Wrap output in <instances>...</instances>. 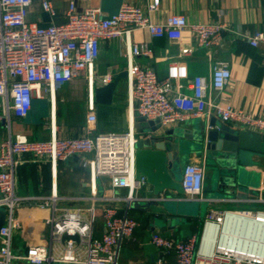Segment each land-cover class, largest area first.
<instances>
[{"label": "built area", "instance_id": "2783aa9c", "mask_svg": "<svg viewBox=\"0 0 264 264\" xmlns=\"http://www.w3.org/2000/svg\"><path fill=\"white\" fill-rule=\"evenodd\" d=\"M34 0H0V209L6 220L0 228V264L22 261L26 264H120L121 243L131 238L138 227L130 215L133 202H150L153 197H141L138 191L147 186L144 178L135 179L134 152L137 137L132 124L125 132L95 133L94 89L112 81V75L96 77L95 61L100 54L101 40L125 39L127 85L130 107L146 121L158 120L161 127L184 123L190 119L215 116L231 128L264 135V117L234 108L230 104L209 99V93L219 95L228 85L231 73L225 61H216L209 77L197 75L189 79L185 64L171 61L164 78H158L151 67L137 64L135 57L150 56L147 43L132 44L134 29L146 30L153 38L168 36L181 39L193 37L197 48L217 45L230 28L224 23H188L183 15L171 14L162 22H153L140 7L124 1L116 14L104 17L99 8L81 11L70 2L65 22L41 26L28 20ZM148 13L159 10L161 0H146ZM49 18L56 15L52 3L40 0ZM250 46H264V31L256 30L247 37ZM191 47L181 49V55L191 53ZM83 77L86 82V115L83 133L75 138H61L53 127L46 140H30L12 136L11 117H26L33 99L47 96L53 104L55 92L66 83ZM187 84L184 86L183 82ZM189 90L184 93L183 89ZM206 122V123H207ZM208 124V123H207ZM28 156L51 169V189L48 195L21 197L15 190V166L18 157ZM77 156L89 174L88 207H59L56 188V168L59 162ZM107 178L111 189L125 188L121 197L100 196L99 178ZM204 164L189 163L182 172V200L207 201L203 196ZM72 199V198H69ZM24 201H31L49 215L43 224L46 230L42 244L28 246L23 253H13V233L20 229L15 211ZM236 201V200H234ZM264 203V198L247 199ZM108 202H124L123 208ZM102 204L98 206L96 204ZM98 216L103 232L96 234ZM76 236L77 241L63 236ZM150 243L162 252L173 255L175 264H264V210H209L199 229L185 240L154 232Z\"/></svg>", "mask_w": 264, "mask_h": 264}, {"label": "crops", "instance_id": "0c3cea01", "mask_svg": "<svg viewBox=\"0 0 264 264\" xmlns=\"http://www.w3.org/2000/svg\"><path fill=\"white\" fill-rule=\"evenodd\" d=\"M48 1L55 9L54 18H49L42 11L40 0H34L29 8L28 20L41 26L64 23L70 2H73L79 11L90 7L99 8L104 17H110L116 14L121 3L126 1L143 9L153 22H162L171 14H180L188 23L226 24L230 32L225 33L220 42L209 49L197 48L195 40L188 34L179 40L171 39L167 35L153 38L146 30L134 29L129 36L131 45L147 43L152 50L150 56L135 57L134 61L139 65L153 68L160 79L165 77L167 66L171 61L185 64L189 79L197 75L208 78L213 64L216 61H225L230 69V81L219 95L216 96L210 92L209 99L264 117V46L252 47L247 41V37L254 31H264L262 0H161L156 13L147 12L146 0ZM126 45L125 39L100 41V54L94 66L96 77L110 73L113 79L114 75L126 70ZM184 47H191V53L181 55L180 51ZM82 80H84V88ZM183 84L186 86L187 82L184 81ZM183 92L189 93V90L184 88ZM128 93L127 81H121L110 105L95 106L96 122L93 126L95 133L125 132L130 124L134 131L135 127H140V119L130 107ZM45 98L48 103L46 110L41 105ZM34 100L36 101L31 105L26 117H11L12 136L22 135L30 140H46L53 127L56 135L61 138H75L83 133L86 123V82L83 77L66 83L55 92L53 117L52 104L47 96ZM211 121L217 126L222 124L217 117L210 116L208 122L205 119H190L164 129L189 134L197 125ZM6 134V129L2 125L0 138L6 137ZM16 161V194L21 197L48 195L51 189L49 165H40L28 156L18 157ZM189 163L204 164L203 196L206 199L213 198L212 202L197 201L195 202L197 205L194 206L193 201L182 200L183 195L167 192L158 196L156 203L150 205L147 212L131 209L129 213L138 221V227L131 238H126L121 243L120 264H175L173 255H168L151 245L149 239L152 233L159 232L175 240H185L199 229L202 218L209 210H264V203L234 201L236 199L234 197L227 199L212 195L215 167L207 158L205 151H185L180 161L179 171L176 168L173 169L174 175L181 179L183 169ZM246 163L243 178L246 187L264 192V154H252ZM99 183L100 185L97 181L100 196L123 197L126 194L125 188L113 191L107 178H99ZM56 188L59 197L62 198L58 206L59 204L68 207L91 205L90 200L79 199L88 197L90 193L88 171L81 166L80 158L77 156L59 162L57 165ZM138 195L150 196V187L144 186L138 191ZM167 197L184 201L180 204L183 211L174 216L172 228L163 226L159 221L153 225L151 220L154 215H167L165 207L168 204L164 202ZM107 204L117 205L120 208L125 205L124 202H108ZM96 205L101 206L103 203ZM48 215L47 209H40L31 201H24L19 205L15 216L20 223V229L13 233L12 251L14 253H23L28 246L44 243L46 230L41 227ZM102 232L103 223L98 216L96 234L100 235Z\"/></svg>", "mask_w": 264, "mask_h": 264}, {"label": "water", "instance_id": "95a60500", "mask_svg": "<svg viewBox=\"0 0 264 264\" xmlns=\"http://www.w3.org/2000/svg\"><path fill=\"white\" fill-rule=\"evenodd\" d=\"M262 5L264 8V0ZM126 80L125 70L114 75L108 84L95 87V104L110 105L120 82ZM139 119L140 127H135L134 131L137 137L134 152L135 179L144 178L146 185L151 189L150 197L157 198L167 192L183 195L180 178L174 175L173 169L179 171L185 151L202 150L206 152L207 158L215 167L212 195L227 199L234 197L238 201L258 196L264 198V192L248 189L243 182L246 162L251 155L264 154V135L231 128L226 124L217 126L212 121L197 125L187 134L165 130L158 120L146 121L141 117ZM156 201L155 199L150 202H133L130 208L147 212L150 205L155 204ZM164 202L168 204L165 207L167 215H154L151 220L153 225L159 221L163 226L172 228L174 216L183 211L180 204L184 201L167 197ZM5 220L6 212L0 209V228ZM43 227L44 225L41 229ZM68 239L77 241L76 236H63V241Z\"/></svg>", "mask_w": 264, "mask_h": 264}, {"label": "rangeland", "instance_id": "374dc122", "mask_svg": "<svg viewBox=\"0 0 264 264\" xmlns=\"http://www.w3.org/2000/svg\"><path fill=\"white\" fill-rule=\"evenodd\" d=\"M82 87L84 88L85 87V84H84V80H82ZM47 98H45V100H42V101H44V102H41V105H43L44 106V108H45V110L47 109ZM34 101H36V100H32V105H33V103H34ZM45 110H44V112H45ZM98 185H100V183H99V180H98ZM192 205H194V206H196L197 205V203H195V202H192ZM59 207H68V206H60V204H59ZM43 242H47V240L46 241H43ZM14 253V252H13ZM11 264H26V263H24V262H22V261H12V263Z\"/></svg>", "mask_w": 264, "mask_h": 264}]
</instances>
